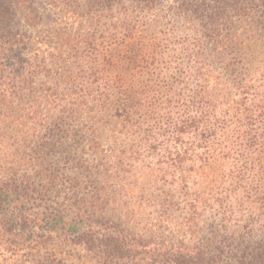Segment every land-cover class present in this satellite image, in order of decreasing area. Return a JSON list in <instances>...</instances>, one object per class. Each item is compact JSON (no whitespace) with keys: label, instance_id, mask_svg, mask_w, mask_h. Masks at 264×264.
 Instances as JSON below:
<instances>
[{"label":"trees","instance_id":"obj_1","mask_svg":"<svg viewBox=\"0 0 264 264\" xmlns=\"http://www.w3.org/2000/svg\"><path fill=\"white\" fill-rule=\"evenodd\" d=\"M44 1L0 0V264H264V0Z\"/></svg>","mask_w":264,"mask_h":264},{"label":"rangeland","instance_id":"obj_2","mask_svg":"<svg viewBox=\"0 0 264 264\" xmlns=\"http://www.w3.org/2000/svg\"><path fill=\"white\" fill-rule=\"evenodd\" d=\"M37 6H38V8H39V10L45 15V16H47V14H48V12H49V8L45 5V1L44 0H37ZM46 19H47V17H46ZM14 27L16 28V29H18V30H24V27H23V22H22V14H19L18 15V17H17V19H16V21H15V23H14ZM45 27V26H44ZM26 29V28H25ZM64 249H65V251H67L68 249H70L69 247V245H64V246H62ZM26 253V251H21V254H25Z\"/></svg>","mask_w":264,"mask_h":264}]
</instances>
